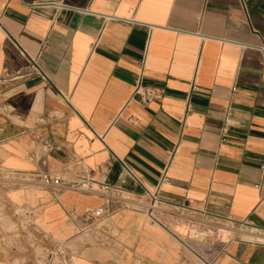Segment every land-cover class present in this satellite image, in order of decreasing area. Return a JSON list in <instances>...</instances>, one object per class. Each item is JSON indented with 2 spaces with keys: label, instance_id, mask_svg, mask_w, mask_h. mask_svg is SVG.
Segmentation results:
<instances>
[{
  "label": "crops",
  "instance_id": "obj_1",
  "mask_svg": "<svg viewBox=\"0 0 264 264\" xmlns=\"http://www.w3.org/2000/svg\"><path fill=\"white\" fill-rule=\"evenodd\" d=\"M139 77L163 97L131 98ZM263 158L264 0H0V264L58 247L71 264H264L244 234L183 243L198 215L264 228Z\"/></svg>",
  "mask_w": 264,
  "mask_h": 264
},
{
  "label": "built area",
  "instance_id": "obj_2",
  "mask_svg": "<svg viewBox=\"0 0 264 264\" xmlns=\"http://www.w3.org/2000/svg\"><path fill=\"white\" fill-rule=\"evenodd\" d=\"M36 56L29 55V63L30 67L32 68V72L36 73L37 75H40L42 78L47 79L46 73L42 70V68L38 64V59ZM141 68L143 69L145 64V57L142 58L140 61ZM193 88V87H192ZM234 88V87H233ZM164 95V88L155 84H145L140 80V77L137 79V82L134 86L133 92L131 94V98H136L142 103L148 104L151 101L160 100ZM63 98L69 102V97L65 94H62ZM227 123H225L222 127V132L225 133L227 131ZM43 145L46 150H50L53 146V144L48 141L47 139L43 140ZM261 166L264 167V158L262 159ZM130 171V170H129ZM39 175V181L40 183L45 187H53L54 190L60 191L62 189L66 188H81L83 190H95L98 191L101 195H103L107 200L108 203H112L111 201L116 198H126V194H123L121 189L118 187H111L107 183L104 182H98L97 180L92 179L89 175H84L81 177V179L78 181L76 179H67L64 177L61 173H55L50 171H41L38 173ZM1 177V172H0ZM9 177H6L4 179L5 183L3 187H8V184H12ZM165 180V176L163 175L161 177V181L159 184H161L162 181ZM159 184L153 189L148 190L144 192L147 196L151 199V205L154 206L161 202L162 199L158 195V188ZM127 199V198H126ZM152 206L151 209H149V213L152 214ZM108 212H112L115 208L112 206L108 207ZM87 216H95L99 217L104 214V209L94 208L91 210H88ZM195 219L190 223L189 226V233L185 235V239L183 240V243L185 246L190 247L193 241H199L202 243L206 242V238L209 236H214V234L217 232L219 228H223L221 224L224 222L231 223L232 225L239 224L244 227L245 230L249 231L252 234H258L259 236H246V238H249L253 241H261L264 242V228H259L253 224H250L248 221L244 220L242 222L236 223L234 222L230 216H227L225 219H215L211 217H206L203 215H198L194 217ZM223 245H218L216 250L221 251L223 250ZM210 248L212 250H215L214 247L211 245ZM71 253L68 252V250H63L60 247L56 248L51 252L50 255H48L45 264H71Z\"/></svg>",
  "mask_w": 264,
  "mask_h": 264
},
{
  "label": "rangeland",
  "instance_id": "obj_3",
  "mask_svg": "<svg viewBox=\"0 0 264 264\" xmlns=\"http://www.w3.org/2000/svg\"><path fill=\"white\" fill-rule=\"evenodd\" d=\"M221 226H223V229H225L226 230V232H224V231H220L221 229H222V227L221 228H219L218 230H219V232H218V237L219 238H223V237H233V236H237V235H240V236H242V233H238V232H236V230L235 229H238V228H240V227H244V226H241V225H239V224H235V225H232L231 223H228V222H224L223 224H221ZM217 230V231H218ZM246 232H247V230H246ZM226 233H228L227 235H225Z\"/></svg>",
  "mask_w": 264,
  "mask_h": 264
},
{
  "label": "bare ground",
  "instance_id": "obj_4",
  "mask_svg": "<svg viewBox=\"0 0 264 264\" xmlns=\"http://www.w3.org/2000/svg\"><path fill=\"white\" fill-rule=\"evenodd\" d=\"M235 230H236V232L242 233V234L247 235V236H250V235L259 236L258 234H252L249 231L246 232V230L244 228H238V229H235Z\"/></svg>",
  "mask_w": 264,
  "mask_h": 264
}]
</instances>
